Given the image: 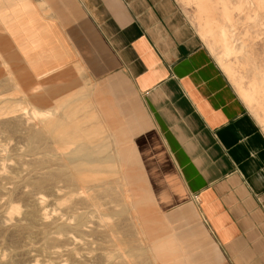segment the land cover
Here are the masks:
<instances>
[{
	"label": "crops",
	"instance_id": "1",
	"mask_svg": "<svg viewBox=\"0 0 264 264\" xmlns=\"http://www.w3.org/2000/svg\"><path fill=\"white\" fill-rule=\"evenodd\" d=\"M198 33L176 0H0L23 92L49 83L69 113L44 112L87 102L109 125L155 261L264 264V132Z\"/></svg>",
	"mask_w": 264,
	"mask_h": 264
},
{
	"label": "rangeland",
	"instance_id": "2",
	"mask_svg": "<svg viewBox=\"0 0 264 264\" xmlns=\"http://www.w3.org/2000/svg\"><path fill=\"white\" fill-rule=\"evenodd\" d=\"M242 1L247 10L234 9L230 22L211 9L209 19L215 24L209 42L218 54L224 45L236 51L228 62L243 88L263 89L259 102L242 101L264 132V8L249 16L254 3ZM176 2L198 33L195 3ZM200 38L209 50L207 40ZM226 77L237 92L232 78ZM34 80L14 55H0V264H158L134 221L136 209L124 199L125 173L115 158L117 145L109 125L98 121L87 102L72 108V118L78 121H59L58 111L39 116L59 103V112L68 115L64 105L69 94L47 83L42 88L49 91L39 90L43 99L36 101L23 92ZM88 125L97 128L96 136L82 132Z\"/></svg>",
	"mask_w": 264,
	"mask_h": 264
},
{
	"label": "bare ground",
	"instance_id": "3",
	"mask_svg": "<svg viewBox=\"0 0 264 264\" xmlns=\"http://www.w3.org/2000/svg\"><path fill=\"white\" fill-rule=\"evenodd\" d=\"M188 1H193L196 5V20H197V24H198V31L201 34V36L207 40V45L210 47V49L212 50V52L214 53V56L216 57V60L218 61V63L220 64V66L222 67V69L224 70V72L226 73L227 76H229L230 78H232L234 84L236 85L239 94L241 95V97L247 102L248 105H253L256 102H259L261 95V92L263 91L262 88L259 89V91H253L247 88H243L240 84V79L239 77H237L235 74L237 73L236 70L233 69L232 65L229 64L228 62V57L231 54L236 53V51L233 49V47L231 46H222V50L221 52L216 53L212 47V42L210 43L209 41L212 40V36H211V30H212V26L215 24V21L209 19V16L211 14V9H215V10H219L220 12V16L223 20L230 22V19L232 17V11L234 9H236L239 12L245 11L247 10L244 2L242 0H237V3L232 4L226 0H188ZM252 3H254L255 7L250 8L247 13L249 14V16L252 15V13H255L256 9H262L264 8V0H251ZM260 77L264 78V74L260 73ZM236 79V80H235ZM238 79V81H237ZM258 85L261 86L260 82L257 81ZM56 112V111H55ZM37 113V112H36ZM39 116L45 115L47 114L46 112H38ZM55 114V113H54ZM64 117V116H63ZM257 119L260 121L259 116H256ZM61 119V118H60ZM65 119V118H64ZM35 135V134H34ZM32 138V137H31ZM29 140V139H28ZM30 142V141H29ZM36 142V141H34ZM40 142V141H39ZM46 142V141H45ZM44 144V143H43ZM88 146V145H87ZM84 147V146H82ZM90 147V146H89ZM75 148V147H74ZM99 148V147H98ZM103 148V147H102ZM101 149V148H100ZM56 150V149H55ZM77 150V149H76ZM94 150V149H93ZM78 152V151H77ZM46 153H48L46 151ZM52 154V153H51ZM82 154V153H81ZM96 154V153H95ZM76 155V154H75ZM67 156V155H66ZM104 157V156H103ZM105 158V157H104ZM80 162L82 161V159H79ZM78 160V161H79ZM85 160V159H83ZM89 160V159H87ZM83 163V161H82ZM58 165H62V164H58ZM93 165V164H92ZM102 166V165H101ZM103 167V166H102ZM59 170V169H58ZM76 170V169H75ZM80 170V168H79ZM95 170V169H94ZM97 170V169H96ZM77 171V170H76ZM86 172V171H85ZM99 173V172H98ZM60 174V173H59ZM65 174V173H64ZM79 175L81 174L80 172L78 173ZM83 174V173H82ZM86 174V173H84ZM97 174V173H95ZM44 175V174H43ZM41 175V176H43ZM47 175V174H46ZM53 176V175H52ZM51 176V177H52ZM59 176V175H58ZM74 176V175H73ZM84 176V175H83ZM46 177V176H44ZM61 177V176H60ZM58 177V178H60ZM76 177V176H75ZM81 178V176H79ZM53 178V177H52ZM57 178V179H58ZM70 178V177H69ZM78 178V177H77ZM68 179V178H66ZM41 180V179H40ZM38 179V181H40ZM46 180V179H45ZM48 180V179H47ZM75 180V179H74ZM77 180V179H76ZM75 180V181H76ZM44 182V181H43ZM49 182V181H48ZM70 182V181H69ZM34 183V182H32ZM71 183V182H70ZM38 187L42 186V181L36 183ZM47 184V183H46ZM80 184V183H79ZM102 184H106V183H102ZM107 184H109L107 182ZM35 185V184H34ZM89 185V184H88ZM44 186V185H43ZM94 186V185H93ZM109 188V187H108ZM107 189V188H106ZM117 189V188H116ZM111 191V190H110ZM124 195V199L127 201V196H126V192L123 194ZM91 201V200H90ZM97 202V201H96ZM101 204V203H100ZM70 208V207H69ZM100 208V206H99ZM119 209V208H118ZM102 210V209H101ZM121 210V209H120ZM117 211V210H116ZM120 212V211H119ZM105 213V212H104ZM117 213V212H116ZM124 212L122 211V214ZM106 214V213H105ZM121 214V213H120ZM81 218H83L81 216ZM79 219V217H78ZM120 219L122 220V215H120ZM81 221V220H80ZM135 223L137 222V218H135ZM114 222V221H113ZM80 223V222H79ZM107 225V223H106ZM27 227V226H26ZM126 227V226H125ZM125 227H123L125 229ZM63 231V230H62ZM116 231V229H115ZM121 231V229H120ZM119 231V232H120ZM118 232V231H117ZM130 232V231H129ZM84 233V232H83ZM126 237V236H125ZM119 239V238H118ZM123 239V238H122ZM121 239V240H122ZM127 239V238H126ZM120 240V239H119ZM129 240V238H128ZM119 242V241H118ZM130 243V242H129ZM128 244V243H127ZM133 246V245H132ZM129 247V246H128ZM58 251V250H57ZM126 251V250H125ZM136 251V249H135ZM128 252V251H127ZM134 255V254H133ZM136 258V257H135ZM134 258V260H135ZM138 262V261H137ZM142 264V263H141Z\"/></svg>",
	"mask_w": 264,
	"mask_h": 264
}]
</instances>
